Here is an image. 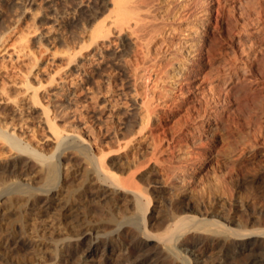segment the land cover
<instances>
[{"label":"rangeland","instance_id":"obj_1","mask_svg":"<svg viewBox=\"0 0 264 264\" xmlns=\"http://www.w3.org/2000/svg\"><path fill=\"white\" fill-rule=\"evenodd\" d=\"M184 1L159 0L164 11L174 10V16L181 11ZM194 1L190 13L182 11L180 15L185 16L172 23L173 37L165 41L161 37L164 34H160L150 43L154 54L151 59H158L154 69L144 61L140 49L114 35L115 45L106 42L98 49V54L105 52L104 58L98 55L101 64L88 68L90 72L86 68L77 77L79 89L75 94L70 93L69 98L63 94L55 99L52 92L62 90L63 83L69 79L60 78L67 68L65 54L77 50L82 45L84 31L98 22L86 12L96 10V0H0V121L9 126L27 118V124L18 125L17 131L28 130L24 134L26 139L31 138L48 156L55 154L54 143L41 123V104L35 108L22 104L19 85L28 76L35 85L43 84L39 87L41 101L56 116V124L63 130L82 131L99 147L112 172L140 189L154 191L157 186L166 187L163 214L173 206V190L180 187L177 179L184 180L182 185L189 195H201L208 185L220 183L231 203L248 204L246 214L253 211L262 214L261 220L250 222L251 226H264V0ZM163 9L160 15H164ZM43 31L44 40H37ZM24 41L28 44L26 54L18 60L6 57L7 50L25 44ZM156 44L164 46L155 50ZM175 48L179 52L172 55ZM140 60L147 67L140 64L139 69L143 66L151 70L149 73L155 81L149 82L147 89L138 86L136 74H132L135 73L132 67L143 63ZM145 91L155 92L154 102L159 104L145 128L146 143L140 150L138 145L123 147L126 137L140 128L143 108L139 105L142 98L139 95L144 96ZM79 150L88 154L83 146L68 145L61 157L66 190H75L82 181L80 169L84 156ZM132 153L136 154L134 158ZM16 154L0 140V167L19 162L16 170L8 172L7 181L23 179L43 188V163L28 160L25 165L26 160H18ZM151 198L154 208L158 197L153 194ZM4 208L1 204L0 229L20 226V212L11 214ZM259 238L264 242V235ZM241 239L231 238L230 242L239 244ZM154 242L151 240L148 248H156ZM62 244L59 242L61 247ZM25 247L17 252L21 264L62 261L56 260L54 249H48L44 257L30 258ZM97 260L98 256L90 263L100 264ZM2 262L0 259V264H6Z\"/></svg>","mask_w":264,"mask_h":264},{"label":"bare ground","instance_id":"obj_2","mask_svg":"<svg viewBox=\"0 0 264 264\" xmlns=\"http://www.w3.org/2000/svg\"><path fill=\"white\" fill-rule=\"evenodd\" d=\"M185 1L181 11L177 10L179 12L174 16V10L169 8L164 11L159 0H96V10L89 9L86 12L98 22L84 31L82 45L80 47L78 45L77 50L74 48L75 50L71 49L65 54L67 68L60 78L66 76V79L67 77L69 79L62 86L63 91L66 87L65 93L56 89L57 91L52 92L54 98H59L63 94L69 98L70 93L75 94L79 89L77 77L82 76L86 68L87 70L90 67L96 68L99 63L101 64L102 60L98 55L104 58L105 52L98 54V49L104 47L106 42L115 45L116 39H112L114 35H117L121 42L127 40L140 49L144 61L150 63L151 66L148 63L147 65L151 70L154 69L158 59H151V55L154 54L150 43L160 34H164L161 37H165L163 38L165 41H168L167 38L170 36L173 37L172 23L185 16V14L181 16L182 11L190 13L191 5L196 4L191 3L194 0ZM160 9H163L164 15L159 14ZM44 35L46 36L45 32L37 40L43 39ZM24 43L7 50L6 57L18 60L26 54L28 44L26 45L25 41ZM126 45L130 46L128 43ZM156 45L155 50L156 48L161 50L164 46ZM178 52L179 49L175 48L172 55ZM136 53L138 55V52ZM144 61L132 67L136 70L132 74H136V84L142 88L146 86L147 89V84L154 78L149 73L151 70L143 68L146 66ZM133 63L131 61V64ZM140 64H143L142 69H139ZM55 80L53 76L52 82ZM34 83L27 76L19 85L23 95L22 104H29L32 108L41 104V123L49 132L56 156L55 154L48 156L30 140L31 138L26 139L24 134L28 133V130H22V133L17 131L18 125L27 124V118H21L18 123L8 122L11 124L9 126L0 121V140L17 153L18 160L25 159V165H28V160L42 162L44 180L43 188L32 186L23 179L7 181L8 172L16 170L19 164L16 159L14 164L10 162L0 167L2 184L0 205L4 204V209L8 213L20 212L22 215L20 226L12 228L6 226L0 229V259L4 263L21 264L22 259L17 252L27 246L30 258L44 257L46 251L49 252L48 249L51 251L54 249L56 260H62L59 264H91L90 261L97 256L100 264H264V242L259 238L264 235V226L254 227L250 223L252 220L255 222L261 220V213L253 211L246 214L250 206L240 201L231 203L224 185L220 183L208 185L201 195H189L186 194L188 193L186 186L182 185L184 180L177 179L176 182L181 189L174 188L173 206L163 214L162 201L165 199L166 187L157 186L154 191L140 189L112 172L102 152H99V147L94 146L82 131L63 130L56 124V116H53L50 107L43 105L41 101L39 87L43 84ZM139 96L142 97L139 105L143 108V115L140 116L141 125L132 136L126 137L123 147L138 145L140 150L146 143V125L156 113L159 104L154 102L155 92ZM68 145L83 146L88 152L84 154L79 150L84 156V164L80 169L82 181L80 180L75 190L64 188V181L67 178L62 175L61 157L68 149ZM132 154L134 158L136 154ZM173 182L168 184L172 185ZM153 194L158 197V203L154 208L151 206ZM94 205L98 207H93ZM84 208L85 210H82ZM246 216L249 218L245 219ZM161 217L164 218L157 221ZM262 222L264 223V220ZM138 233L145 237L140 238ZM252 235L257 237L251 240L244 238ZM28 236L33 237L28 239ZM102 236L106 237L101 239ZM37 237L42 241H37L35 239ZM236 237L243 238L238 241L241 243L230 242L231 238ZM73 239L77 240L74 242ZM151 240L157 244L156 248H148ZM59 242H63L62 247ZM208 251H211L210 254Z\"/></svg>","mask_w":264,"mask_h":264}]
</instances>
